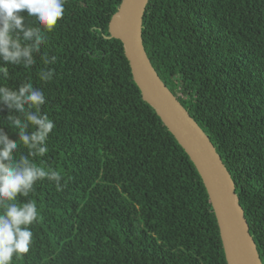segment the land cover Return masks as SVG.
Segmentation results:
<instances>
[{
    "label": "trees",
    "instance_id": "16d2710c",
    "mask_svg": "<svg viewBox=\"0 0 264 264\" xmlns=\"http://www.w3.org/2000/svg\"><path fill=\"white\" fill-rule=\"evenodd\" d=\"M120 2L66 0L36 64L8 66L3 83L43 89L56 127L36 162L63 176L35 185L33 244L12 264H227L200 177L108 38ZM142 43L220 156L264 264V0H149Z\"/></svg>",
    "mask_w": 264,
    "mask_h": 264
},
{
    "label": "clouds",
    "instance_id": "9594fccd",
    "mask_svg": "<svg viewBox=\"0 0 264 264\" xmlns=\"http://www.w3.org/2000/svg\"><path fill=\"white\" fill-rule=\"evenodd\" d=\"M65 3L66 0H0V113H6L9 125L8 129L0 127V264H12L14 257L19 259L31 249V226L40 217L37 202L30 195L37 182L46 179L57 190L63 187L59 170L36 162L37 157L48 153L49 135L56 127L48 113L42 111L47 103L43 89L30 80L16 87L3 81L9 79V65L30 69L36 64L46 33L64 16ZM56 59L41 55L45 66ZM54 75L50 67L38 73L42 82L51 81ZM11 129L17 139L11 138Z\"/></svg>",
    "mask_w": 264,
    "mask_h": 264
},
{
    "label": "water",
    "instance_id": "95a60500",
    "mask_svg": "<svg viewBox=\"0 0 264 264\" xmlns=\"http://www.w3.org/2000/svg\"><path fill=\"white\" fill-rule=\"evenodd\" d=\"M149 0H121L108 22V38L119 40L142 100L158 116L193 164L208 195L227 264H262L249 233L235 186L209 138L162 83L142 43Z\"/></svg>",
    "mask_w": 264,
    "mask_h": 264
}]
</instances>
